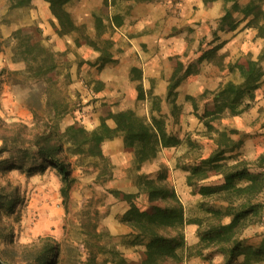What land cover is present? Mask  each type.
I'll use <instances>...</instances> for the list:
<instances>
[{"label": "rangeland", "instance_id": "1", "mask_svg": "<svg viewBox=\"0 0 264 264\" xmlns=\"http://www.w3.org/2000/svg\"><path fill=\"white\" fill-rule=\"evenodd\" d=\"M125 1L129 0H115L114 5H107V14H105L104 0H72L65 6V10L70 14L73 13L72 17L77 24H80L79 30L58 36L54 31V27H58L57 22L50 14L48 4L44 0H31L28 7L13 9L10 8L9 0H0V137L4 139H0V147L6 142L8 148L0 154V194L6 199L10 194L17 195L12 212L0 210V233L4 235L0 237V259L6 264H45L41 263L46 255L45 247L53 243L57 249L51 259L53 264H88V260L93 255L100 263L104 259H113L112 252L119 253L127 259H138L144 247L134 238L136 235L134 229L121 222L128 205L111 192H139L134 203L139 209H144L148 205L144 182L156 181L165 173L183 206L184 219L186 221L204 219L209 215L206 209H222L225 203L220 200V194L201 197L193 193L186 183V178L194 165L217 151L216 141L218 144H224L226 148L232 146L229 144L230 141L238 142L237 149L223 156L224 164L232 166L236 161H244L248 164L249 172L253 174L259 172L256 168L258 157L247 158L244 148L250 138L262 135L259 132L261 126L258 118L255 120L249 118V109L243 108L244 103H247L245 100L243 105L237 108L236 114L224 111L212 122H208L207 118L201 120L199 115H202L204 105L210 103L214 94V91L210 90L203 91L201 96H196L194 99H186V112H182L181 109V113L177 114L176 110L170 109L169 106L170 117L158 114L160 107L156 101L154 102L151 107V112L152 110L154 112L152 117L163 121L165 132L175 137L179 145L171 148L160 147L155 158L145 161L146 163L136 164L134 154L124 148H122L123 153L118 155L117 161L112 162L105 152L104 143L102 149L109 159V168L105 175H101L102 166L97 159L69 157L73 183L65 203L60 195L62 183L55 168L46 163L45 170L40 172L34 168L39 162L24 157L25 151L28 155L35 152V149L31 148L24 139L31 138V132L37 124L35 117L36 120L44 123L50 121L52 116L49 104L54 101L52 99L56 98L66 105V114L58 119L61 129L78 117V115L74 116L73 112L81 108V99L79 92H74L70 86L69 69L72 62L80 65L82 62L70 58V49L67 47L65 37H77L79 44H76L75 49L78 50L86 48L83 37H88L100 48L106 47L104 40H110L112 42L110 52L117 58V62L112 66L116 71L113 74L109 73V79L112 81L117 79V81H113L115 84L111 83L112 86L115 85L114 90L112 87L105 89V94L100 100L110 108L113 107L114 112H118L117 107L128 97L123 93L124 85L118 73L121 67H117L122 60L120 65L125 69L132 58V52L127 49L126 43L117 40V37H127L129 29V25H126L124 20L130 15L132 8L126 5ZM142 1L135 0L136 3ZM260 6L264 12V0H260ZM114 15L121 16L123 21L118 29L106 28L107 24L106 27H99L95 21L99 18L106 23L107 19ZM260 23L264 27V20ZM28 28H37L42 37L41 44L54 54L57 61L54 85L32 77L27 71L28 62L15 55L16 40L13 38V33ZM237 28L240 30L232 37H259L257 30L246 27L245 24L241 26L240 23ZM218 33L222 32L216 27L209 31L208 37H219ZM245 40L240 50L243 53L247 52L244 55H251L249 51L252 44L248 43L247 38ZM216 57L213 58V62L218 64L220 56L216 54ZM222 65L223 68L227 65L224 60ZM261 67L263 69L262 64ZM130 74L133 78L136 76L135 73ZM226 74L230 75L229 81L240 83L233 73ZM49 92L53 93V96L51 95L47 101ZM91 101L97 100L92 98L89 102ZM99 107L100 105L98 110ZM142 110L145 113L144 107L131 111L139 116L137 113ZM150 118L145 116L147 121ZM207 122L212 128H207L205 125ZM18 135L24 138V142L23 140L16 142ZM119 136L122 137L121 134ZM210 181L213 184L220 183V180L215 178ZM244 184V181L236 182L238 186ZM257 201L264 205V189L258 195ZM181 232L185 248L178 253L184 264L222 263L223 256L215 247L198 248L194 224L186 222ZM263 237L264 209L259 220L246 227L240 235L244 246L253 248ZM232 264H264V255L260 259L250 256L247 260L241 255Z\"/></svg>", "mask_w": 264, "mask_h": 264}, {"label": "trees", "instance_id": "2", "mask_svg": "<svg viewBox=\"0 0 264 264\" xmlns=\"http://www.w3.org/2000/svg\"><path fill=\"white\" fill-rule=\"evenodd\" d=\"M48 4L50 14L55 18L58 27L54 31L58 36L67 35L79 30L76 26L72 15L65 10V6L72 0H44ZM104 0L103 11L107 14V5H114L115 0H110L107 4ZM224 4L223 15L219 20L217 30L222 33H229L245 22V26L257 30V36L264 39V27L260 21L264 20V12L260 6V0H247L244 5H239L237 0H222ZM10 8L28 7L31 0H9ZM240 14L242 18L236 20L235 15ZM95 21L99 27L118 29L123 21L121 16L114 15L104 23L101 19ZM16 40L14 48L15 55L28 62L27 71L32 77L42 79L49 84L54 85V77L57 75V61L54 54L41 44L42 37L37 28L19 29L13 33ZM86 46L92 48L99 54L98 61L100 66L108 63H115L110 52L112 42L104 40L106 47L100 48L88 37H83ZM79 44V40L75 41ZM222 44L204 51L195 64L188 65L184 68L183 64L177 57L170 58V65L173 68V74L167 88V98L174 101L175 89L181 79L197 68L203 60L212 61L216 57L217 50ZM221 56L218 57L217 67L222 70L226 69L228 73H236L239 84L232 81L226 82L217 92L212 94L210 103L204 105L201 120L212 122L219 118L224 112L236 114L237 108L243 105L248 110L255 99V91L259 84L264 82V71L261 62H264V45L263 50L256 60L251 59V55L239 56L233 63L227 64L224 68ZM135 73L134 80L140 79V72L131 68ZM182 72L183 75H180ZM139 88L138 99L143 95ZM53 93H48V99ZM54 100V101H53ZM51 119L49 122L36 120V126L31 132V138L24 139L18 135L16 142L25 140L35 152L31 155L24 152V157L33 162H39L38 171L45 170V164L52 165L60 178L62 186L60 195L63 202L68 198L69 190L72 186L71 166L68 161L69 157L78 156L85 158L97 159L101 164L100 173L105 175L109 168V159L104 154L102 145L106 139L113 138L119 134L123 137V148L131 151L135 156L136 164L153 159L160 147L171 148L179 145V141L167 134L163 127V121L151 117L147 121L143 117L136 116L131 110L113 112L106 103H101L99 107L100 124L97 128L89 131L85 129L77 120H72L69 124L61 129L58 119L66 114V105L59 100L52 99ZM193 101V100H192ZM36 115V114H33ZM111 120L114 128H109L106 121ZM41 122V123H39ZM206 123L207 128H212L210 123ZM223 137L225 134H221ZM1 140H4L0 137ZM23 140V142H24ZM228 142V141H227ZM216 150L212 155L203 159L199 164L191 168L186 178L187 185L192 192L201 197H210L220 194V200L225 203L222 209H206L208 217L204 219H184V209L179 201L174 188L168 182L164 173L156 181L144 182V193L146 194L148 205L144 209H139L134 199L138 197L139 192L124 193L113 191L117 198L128 205L127 211L121 218V222L134 229L135 239L139 240V245L144 249L139 253L136 260L125 258L119 253L113 254V259H104L98 263L96 256L93 255L88 260V264H184L179 250L185 248L182 227L187 222L196 226V235L198 238V248L215 247L216 251L223 256L221 264H232L239 256L246 260L250 256L260 259L264 255V237L261 238L258 245L253 248L244 246L240 238L242 231L257 222L260 218L264 205L257 201L258 195L264 189V154L259 156L256 161L258 173L253 174L248 171V164L244 161H236L232 166L224 164L223 156L231 154L237 149L238 142L230 147L216 141ZM6 142L0 147V154L6 151ZM213 178L220 180V183L213 184L210 180ZM167 179V180H166ZM244 181L243 186L236 185V182ZM207 182V183H206ZM211 182V184H210ZM206 183V184H205ZM16 194L8 195V199L0 194V210L6 212L13 211V204ZM227 219V221H224ZM4 236L0 233V237ZM51 242V241H50ZM196 246V247H197ZM57 249L54 243L45 247V257L41 263L53 264L52 257L55 256ZM0 264H6L0 259Z\"/></svg>", "mask_w": 264, "mask_h": 264}, {"label": "crops", "instance_id": "3", "mask_svg": "<svg viewBox=\"0 0 264 264\" xmlns=\"http://www.w3.org/2000/svg\"><path fill=\"white\" fill-rule=\"evenodd\" d=\"M237 1L239 5L247 3V0H242L243 3L241 0ZM125 4L132 8L130 15L124 20L125 24L129 25V29L127 37H117V40L126 43L127 49L132 52V58L125 69L120 65L122 60L119 61L120 64H117V67H121L118 73L124 85L123 93L128 96L119 104L117 111H135L139 107H144L145 113L142 110L137 115L144 118L146 116L149 119L154 116L151 107L156 101L160 107L158 114L162 116H171L169 106L170 109L176 110L177 114L181 113V109L182 112H186L185 105L188 99L201 96L205 90L217 92L229 81L230 75L226 74L227 71L220 70L214 62L203 60L196 72L181 79L175 89L172 102L167 98V88L173 74L170 58L177 57L186 68L188 65L195 64L202 52L222 44L216 54L224 56L225 64H229L247 53L240 50L246 38L248 43L252 44L249 53L253 60L257 59L264 45V39L259 37H232L241 27L229 33H218L219 37H208L209 31L218 26L223 15L222 0H143L139 3L129 0L125 1ZM71 14L73 16V13ZM235 18L240 20L242 16L236 14ZM74 23L76 26L80 25L75 20ZM245 23L246 21L242 22L241 26ZM65 40L70 49V58L82 62L81 65L72 62L69 69L70 86L74 92H79L81 99V108L73 112L74 116L78 115L74 120L79 121L85 129L91 131L100 124L98 106L103 102L100 99L103 98L105 89L112 87L114 90L115 88L113 81L117 79L113 81L109 79V73L113 74L116 71L112 69L116 62L100 66L99 54L92 48L86 46L83 50L75 49V41L79 40L77 37H65ZM111 54L117 61L113 53ZM86 64L88 66H85ZM261 64L264 71V62ZM131 68L139 70L140 79H133L130 74ZM180 75H183L182 72ZM233 75L237 77L236 73ZM111 83H114L113 86ZM138 87L142 92V99H138ZM92 98L97 101L89 102ZM127 101L129 102L125 104L124 102ZM111 109L113 111V107ZM248 116L253 120L258 118L259 126H261L259 132L262 135L248 140L244 147L245 153L247 158H257L264 154V82L259 84L255 91V99L248 110ZM105 123L109 128H114L113 121L107 120ZM104 145L105 152L111 161H117L118 155L123 153L122 137L117 135L106 139Z\"/></svg>", "mask_w": 264, "mask_h": 264}]
</instances>
